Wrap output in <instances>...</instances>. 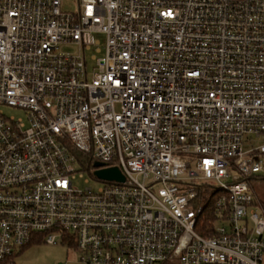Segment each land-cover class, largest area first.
<instances>
[{
  "label": "built area",
  "instance_id": "2783aa9c",
  "mask_svg": "<svg viewBox=\"0 0 264 264\" xmlns=\"http://www.w3.org/2000/svg\"><path fill=\"white\" fill-rule=\"evenodd\" d=\"M62 2L0 0V264H264V0Z\"/></svg>",
  "mask_w": 264,
  "mask_h": 264
},
{
  "label": "rangeland",
  "instance_id": "374dc122",
  "mask_svg": "<svg viewBox=\"0 0 264 264\" xmlns=\"http://www.w3.org/2000/svg\"><path fill=\"white\" fill-rule=\"evenodd\" d=\"M78 8L77 0H63L62 11L73 13ZM96 39L100 42V47L93 48L92 51H87L86 56L88 60L89 72L92 75L93 69L96 67V61L92 60L93 57L101 58L104 56L105 36L97 35ZM102 49V52L98 54L96 49ZM58 53L64 55L76 56L79 53V49L74 45H63L59 48ZM3 113L9 118H16L17 120H25L23 112L10 108H3ZM77 174L74 180V187L80 191L92 189L93 191L99 190L104 184L97 180L93 176V173L86 170L81 165L76 166ZM261 211H264L262 207ZM81 255L73 247H70L67 243H63L61 240L55 245L48 244H35L18 252L14 257L15 264H82Z\"/></svg>",
  "mask_w": 264,
  "mask_h": 264
},
{
  "label": "trees",
  "instance_id": "16d2710c",
  "mask_svg": "<svg viewBox=\"0 0 264 264\" xmlns=\"http://www.w3.org/2000/svg\"><path fill=\"white\" fill-rule=\"evenodd\" d=\"M85 168H86V170L92 171L94 169V163L93 162L87 163ZM251 185H252V188L254 190L255 197H256V203L255 204L259 205L264 210V179L253 178V179H251ZM28 248H26V249H28ZM13 264H15V262Z\"/></svg>",
  "mask_w": 264,
  "mask_h": 264
},
{
  "label": "water",
  "instance_id": "95a60500",
  "mask_svg": "<svg viewBox=\"0 0 264 264\" xmlns=\"http://www.w3.org/2000/svg\"><path fill=\"white\" fill-rule=\"evenodd\" d=\"M95 166L100 167L101 165L96 164ZM95 175L100 179L108 181H117L121 183L125 181L124 177L121 175L118 169L99 170L95 172Z\"/></svg>",
  "mask_w": 264,
  "mask_h": 264
}]
</instances>
